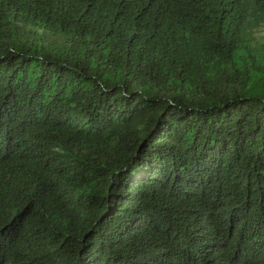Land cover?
<instances>
[{
    "label": "trees",
    "instance_id": "trees-1",
    "mask_svg": "<svg viewBox=\"0 0 264 264\" xmlns=\"http://www.w3.org/2000/svg\"><path fill=\"white\" fill-rule=\"evenodd\" d=\"M264 0H0V264H264Z\"/></svg>",
    "mask_w": 264,
    "mask_h": 264
},
{
    "label": "rangeland",
    "instance_id": "rangeland-1",
    "mask_svg": "<svg viewBox=\"0 0 264 264\" xmlns=\"http://www.w3.org/2000/svg\"><path fill=\"white\" fill-rule=\"evenodd\" d=\"M256 36L258 37L259 41L264 40V26L256 32Z\"/></svg>",
    "mask_w": 264,
    "mask_h": 264
}]
</instances>
